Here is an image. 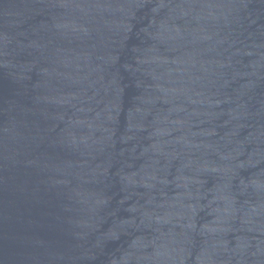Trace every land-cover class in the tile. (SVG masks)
<instances>
[{"label":"water","instance_id":"95a60500","mask_svg":"<svg viewBox=\"0 0 264 264\" xmlns=\"http://www.w3.org/2000/svg\"><path fill=\"white\" fill-rule=\"evenodd\" d=\"M264 220V0H0V264H177Z\"/></svg>","mask_w":264,"mask_h":264}]
</instances>
